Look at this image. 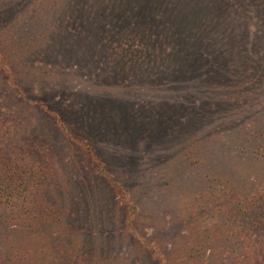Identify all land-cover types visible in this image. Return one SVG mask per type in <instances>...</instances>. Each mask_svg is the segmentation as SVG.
Listing matches in <instances>:
<instances>
[{
	"label": "rangeland",
	"instance_id": "1",
	"mask_svg": "<svg viewBox=\"0 0 264 264\" xmlns=\"http://www.w3.org/2000/svg\"><path fill=\"white\" fill-rule=\"evenodd\" d=\"M0 135L47 171L0 264H264V0H0Z\"/></svg>",
	"mask_w": 264,
	"mask_h": 264
},
{
	"label": "trees",
	"instance_id": "2",
	"mask_svg": "<svg viewBox=\"0 0 264 264\" xmlns=\"http://www.w3.org/2000/svg\"><path fill=\"white\" fill-rule=\"evenodd\" d=\"M31 158L32 153L17 149L0 135V216H11L15 227L20 226L15 222L26 218L27 214L32 215L34 207L44 205L38 194L44 190L43 176L47 171L43 172ZM27 198L31 201H26ZM224 211V226L228 225L238 234L240 243L248 250V257L260 260L264 254V190L249 196L234 193L232 204ZM7 260L15 258L7 257Z\"/></svg>",
	"mask_w": 264,
	"mask_h": 264
}]
</instances>
